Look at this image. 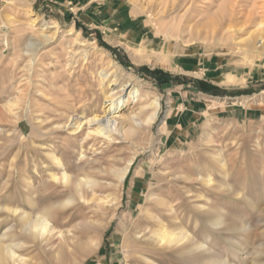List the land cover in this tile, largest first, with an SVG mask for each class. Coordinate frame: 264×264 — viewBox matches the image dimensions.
Here are the masks:
<instances>
[{
  "label": "rangeland",
  "instance_id": "obj_1",
  "mask_svg": "<svg viewBox=\"0 0 264 264\" xmlns=\"http://www.w3.org/2000/svg\"><path fill=\"white\" fill-rule=\"evenodd\" d=\"M83 1L88 4L92 0ZM124 1L130 5L128 10L133 13L136 23L129 30L130 37L121 30L105 31V34L93 28V24L76 19L77 13L51 7L59 5L49 0H0V129L8 131V134L0 135V238L7 227L17 225L16 220L6 221L8 215L1 208L19 206L36 212L27 204L28 190L34 193L37 212L72 197L78 199L73 188L60 184L51 186L50 191L54 194L51 198H45L46 193L36 192L40 181L47 179V172L40 180L35 171V162L45 157L38 145H55L63 150L65 145L61 143H65L71 145L70 150L75 153L71 161L65 157L72 176L99 180L104 186L97 190V196L119 192L115 196H119L121 204L116 211L99 210L97 203L82 201L66 210L59 208L57 215L62 214L63 219L58 226L63 230L79 222L93 221V228L77 231L76 239L83 244L96 240L98 247H93L88 255L65 247L58 262L40 246L23 251L32 256L34 264H144L137 254L134 255V249L149 250L150 244L134 245L132 242L131 247H134L128 256L123 246L137 227L149 225L145 211L156 209L148 198L154 193L164 194L179 206L182 223L189 230H196L198 238L208 237L218 253L232 264H264V107H258L264 103V63L251 65L240 45L242 30L256 29L261 23L262 18L255 15L254 23L245 27V14L254 8L249 5L255 0H248L251 1L249 5V2L243 3L244 0H197L194 4L191 0ZM232 2L239 6H231ZM77 3L80 2L77 0ZM191 6H194L192 11L189 10ZM43 24L48 25L46 30ZM114 28H118L116 23ZM133 33L137 39L132 37ZM42 34L54 41L42 43L34 50L33 58L25 55L22 52L24 46L34 36ZM76 38L80 41L75 47L72 44ZM129 42L138 47L137 53L151 52L153 55L169 43L168 53L152 56L151 63H137L133 51L130 53L126 46L120 45H129ZM150 44L154 46L151 48ZM175 47L183 52L202 47L210 56L212 53L228 54V59L241 66V74L243 67L246 68L248 75L243 84L248 80L247 85L229 92V87L210 78H195L163 69L176 70L177 62L170 65L167 62ZM70 50L79 54L76 53L71 65L68 64ZM82 52H88L89 61L84 62ZM160 56L162 59L158 58ZM113 63L118 65L122 75H126V80L134 78L132 80H137L136 84L144 93L160 98L162 109L152 126L138 129L130 136L116 135V142L108 143L100 138L92 148L95 139H90L86 149L89 148L87 156L92 162L78 169L74 163L78 148L75 139L71 141L66 132L41 138L37 131L48 132L53 125L63 122L69 106L79 113L87 112V116L103 115L105 93L96 85L94 76L97 70L111 68ZM250 70L258 73L251 75ZM180 87L206 99L217 98L225 105L244 98L248 102L241 118L227 112L207 115L203 101L195 110L197 120L192 111L183 108L176 118L168 119L170 91ZM39 90L42 94L37 92ZM139 107L134 103L127 106L125 116L121 118L123 127L129 128L126 116L139 112ZM179 120H182V128H175ZM41 121L43 124L39 126ZM139 149L142 150L139 152ZM219 149L226 162L225 172L220 164L212 161V154ZM94 150L98 151L94 153ZM135 155L123 188L118 190L110 186L116 182L112 171L125 167ZM44 163L52 170L46 160ZM200 171L213 174L217 180L215 187L219 188L218 184H221L222 189L201 185L196 180ZM27 178L31 186L27 185ZM229 190L240 192L244 198ZM199 195L210 199V211L203 209L207 202ZM220 213L224 214L226 224L246 223V231L232 228L218 232L210 228L207 223ZM178 226L173 223V227ZM94 227L96 231H93ZM157 254L163 264L191 262L188 253L157 251ZM199 260L208 259L200 257Z\"/></svg>",
  "mask_w": 264,
  "mask_h": 264
},
{
  "label": "bare ground",
  "instance_id": "obj_2",
  "mask_svg": "<svg viewBox=\"0 0 264 264\" xmlns=\"http://www.w3.org/2000/svg\"><path fill=\"white\" fill-rule=\"evenodd\" d=\"M191 2L194 4L197 2V0H191ZM247 2L249 1H243V3ZM250 2L248 3V5L250 4ZM231 6L239 5L233 3ZM249 6H254V8L250 9V11L245 14V27L246 25L254 23L255 15L258 17L260 16L262 20L261 23L257 25L256 29H244L245 31L242 30V33H244L243 38L241 37L242 40L240 41V45L244 48L243 52L248 62L251 63V65H255L257 62L264 63V0H255L254 4L252 2V5ZM193 8L194 6H191L189 10L191 9L192 11ZM232 19L234 20V18ZM236 25L237 24H235V27ZM232 27H234V25ZM47 28L48 25L43 24V29L46 30ZM52 40L53 38L44 34L37 35L36 37L34 36L24 46L22 52L25 55H29L32 57L34 50L38 49L42 43H49ZM79 41L80 39L76 38L73 44H71L76 47ZM168 44L169 43H167V45L161 52H154V55L151 54V52L137 53L136 48L138 47L134 44L120 45L126 46L130 50V53H132L133 51L132 56L134 57V61H137V63L146 61L148 63H151L152 56L155 57L160 53H162L161 56H165L168 53ZM76 53L77 52L75 50H70L69 54L71 60L69 59L70 61H68L69 65L72 64V61H74ZM161 56L158 58L162 59ZM81 57L83 58L84 62H87L89 61L90 55L88 54V52H82ZM111 66V68L108 67L97 70L94 76L96 85L99 86L102 92L104 91L105 93L103 102V115L95 114L92 116H87L85 114L87 112L83 111L82 113H79V111L75 107L69 106L67 107L69 113H64L66 118L63 122L53 125L52 128L48 130V132L43 133L41 131H37L40 135L39 137L41 138L50 136L55 132H66L71 136L69 137L71 141L75 139V142L78 144V148L76 150L77 158L75 159L76 161H74V163L76 165L75 167H78V169H83L82 166H87L92 162V160L88 159L87 156V150H89V148L86 149L90 139H95L94 145L91 146L92 148L96 146V142L99 141L100 138H103V141L106 140L108 143L114 141L116 142V135L130 136L138 129L141 130L145 126H152L157 120L158 115L162 109L160 98L150 97L149 94L144 93L138 86V84H136L137 80H132L134 78L131 77L132 79L126 80V75H122L120 73V68L117 64L113 63V65ZM196 76H198V74H196ZM37 92L39 94H42L40 90ZM22 101L25 100L22 99ZM130 103H134V105L140 107L139 112L136 111L133 112V114L126 116V119L130 123L129 128H126L123 127L121 118L125 116L124 113ZM241 104L243 105L240 100H234L232 106H238ZM85 107L87 108V106H84V108ZM10 112L12 111L10 110ZM42 124L43 122L41 121L39 123V126ZM3 129H0V135L8 134V131ZM61 144L65 145L63 150H61L59 146L55 145H38V149L42 154L45 155V157L40 158V162L38 161L39 163L35 162V171L39 175L40 180L43 179V175L47 172V179L46 181H40V187L37 188L36 192L42 194L46 193L45 198H51L54 195L50 191L51 186L60 184L67 188H73L78 199L72 197L62 202L61 204H52L37 212V208H35L36 198L34 196V193L28 190L26 198L27 204L29 208L33 210L36 209V212L27 211L19 206H5L1 208L8 215V219L6 221L16 220L17 225L7 227L1 235L0 264H34L32 256L23 253V251H26L27 249L33 250L37 246L43 247L44 249L49 251V253L57 262L60 261V259L64 255L63 252L65 250V247L72 249V251L81 250L85 252L86 255H88L89 253H92L93 247H98L96 240L92 239L89 241V244H83L76 239V232L87 228L91 229L95 224L93 223V221H84L71 226V228L69 229L63 230L58 226L61 219H63L62 214L57 215L58 209L60 208L66 210L70 206L74 205L77 201H82L88 204L93 202L97 203V209L99 210L104 211L107 209L116 211L121 204L119 196H115L117 192L115 195H108L104 197L97 196V190L104 186L103 183L99 180H96L92 177H85L83 179L73 177L70 173L71 168L69 166V161H71L75 157V153L74 151L70 150L71 145L65 143ZM32 145L34 146L35 144L32 143ZM100 145H102V141ZM141 150L142 149H139V152ZM97 151L98 150H94V153H96ZM136 154L138 155V152ZM65 157H68V160H70L67 161ZM135 159L136 155L126 162L125 167L112 171L116 182L115 184H110V186H113L118 190H121L123 188L125 180L127 179V176ZM45 160L49 163L50 169L52 170H49L46 167L47 164L44 163ZM212 161L215 164H220L222 166V170H224L223 172L226 171V162L220 149L216 150L215 154H212ZM196 180H198L201 185L206 186L210 189H222L221 187H223L221 184H218L219 188L215 187L217 185L216 177L208 172H198L196 174ZM25 181L27 182L28 186H31V181L29 178L25 179ZM229 191H232L234 195L240 197L241 199L244 198L238 191ZM148 198L156 205V209L153 212H151L149 209L145 211L149 225L147 224L144 227H137L136 230L133 231L134 233L130 236V239L126 241L125 246H123V250L125 251V254H127V256L131 253V249L134 247H131V244L132 242H134V245H136V243H146L152 246V248L149 250L144 249L143 247H139L138 251L137 249H134V255L137 254L143 260L144 264H163V262L161 263V260L158 258L159 255L157 254V251H175L188 253L191 257L190 264H232L228 259L218 253L216 248L212 245V243H210V239L208 237H206V239L204 240L198 238L196 230L191 231L182 223V219L180 216V207L177 206L173 201H171L162 193L150 194L148 195ZM199 198H202L207 202L206 205H208V207L204 205L203 209L206 208L205 211H208L210 199L205 195H199ZM224 220V214L220 213L214 218V220L211 219V222L207 221V225L218 232H224L226 230H231L232 228L241 232H245L247 229V224L244 222L236 224H226ZM173 223H176L179 226L175 228L173 227ZM196 228L197 227H195V229ZM93 231H96V229ZM16 235H18V238H16ZM235 249H237V247H235ZM200 257H203V259L204 257H207L208 260L200 261Z\"/></svg>",
  "mask_w": 264,
  "mask_h": 264
},
{
  "label": "crops",
  "instance_id": "obj_3",
  "mask_svg": "<svg viewBox=\"0 0 264 264\" xmlns=\"http://www.w3.org/2000/svg\"><path fill=\"white\" fill-rule=\"evenodd\" d=\"M49 1L59 5L51 7H58L65 12H75L77 13V15L75 16L76 19L87 24H93V28L95 27L96 29L102 30L105 34L107 31L119 32L121 30L120 32H122V34H124L125 36H129V30L136 24L133 18V13L128 10V7L130 5L124 0H92L88 4H84L83 0H78L80 2L79 4L77 3V0ZM115 23L116 28L118 27L117 29L114 28ZM132 37H134V39L138 38L135 33L132 34ZM129 43L131 44L132 42ZM152 46H154V44H150L151 48ZM171 52L172 53L170 57H168L167 59L168 65L177 62V69L171 70L169 68L163 67V69L165 70H169L172 73L191 75L195 78H210L217 84L220 83L221 86L229 87L227 88V91L229 92L237 91L247 85L248 80L245 82V84H243V82L245 81L243 79H245V76L248 75L245 71L246 68L243 67V74H241V66L238 63H235L228 59V54L212 53V55L210 56L209 54L205 53V49H203L202 47L196 50H189L185 52L175 47L172 48ZM250 72L251 75H255L256 73H258L257 71L252 72L251 70ZM194 73L199 74L200 76L197 77L196 75H194ZM232 81L236 82L234 83ZM168 100V119H172V117L176 118L179 111L183 108L192 111L195 115L196 120L198 118V113L195 110L199 106V104L202 105L203 101L206 102L208 110L207 115H210V113L219 115L222 112H227L232 116H236L237 118L242 117L245 108L244 105L248 102L247 99L244 98L243 100H240L243 105L241 104L238 106H232L233 101H230L225 105L223 103L221 104V101H219V99L217 98L206 99L204 97H201L200 95L192 94L185 87H180V89L178 90H171L170 98H168ZM258 107H264V103ZM260 109L263 111V108ZM178 123L179 125L175 126V128H182V120H179Z\"/></svg>",
  "mask_w": 264,
  "mask_h": 264
}]
</instances>
